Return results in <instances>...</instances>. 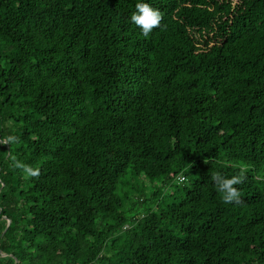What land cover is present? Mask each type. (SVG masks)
<instances>
[{"label": "trees", "instance_id": "obj_1", "mask_svg": "<svg viewBox=\"0 0 264 264\" xmlns=\"http://www.w3.org/2000/svg\"><path fill=\"white\" fill-rule=\"evenodd\" d=\"M138 2L0 0V264H264V0Z\"/></svg>", "mask_w": 264, "mask_h": 264}, {"label": "clouds", "instance_id": "obj_2", "mask_svg": "<svg viewBox=\"0 0 264 264\" xmlns=\"http://www.w3.org/2000/svg\"><path fill=\"white\" fill-rule=\"evenodd\" d=\"M162 13L159 9L151 6L147 0H139L135 5V11L130 15V22L137 26L141 33L147 37L152 31L161 26ZM17 137L9 135L7 137L0 138V145H12L17 142ZM16 168L22 169L25 178L38 177L40 175V169L38 167H32L24 164L20 161H15ZM243 174L233 175L226 177L221 173H216L211 176V181L218 193L221 194L223 203L226 204H240L242 203L241 189L238 187L244 181Z\"/></svg>", "mask_w": 264, "mask_h": 264}, {"label": "built area", "instance_id": "obj_3", "mask_svg": "<svg viewBox=\"0 0 264 264\" xmlns=\"http://www.w3.org/2000/svg\"><path fill=\"white\" fill-rule=\"evenodd\" d=\"M185 180L184 176H179L177 182L182 183Z\"/></svg>", "mask_w": 264, "mask_h": 264}, {"label": "rangeland", "instance_id": "obj_4", "mask_svg": "<svg viewBox=\"0 0 264 264\" xmlns=\"http://www.w3.org/2000/svg\"><path fill=\"white\" fill-rule=\"evenodd\" d=\"M147 184H149V183L147 182ZM186 185H189V182H188V181L186 182ZM148 186H149V185H148Z\"/></svg>", "mask_w": 264, "mask_h": 264}]
</instances>
